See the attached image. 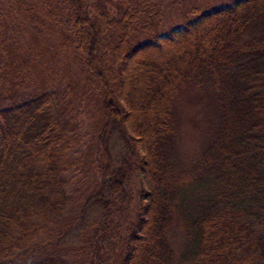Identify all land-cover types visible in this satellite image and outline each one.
Here are the masks:
<instances>
[{
	"label": "trees",
	"instance_id": "16d2710c",
	"mask_svg": "<svg viewBox=\"0 0 264 264\" xmlns=\"http://www.w3.org/2000/svg\"><path fill=\"white\" fill-rule=\"evenodd\" d=\"M154 3L0 0V264H264V0ZM194 85L219 125L185 169Z\"/></svg>",
	"mask_w": 264,
	"mask_h": 264
},
{
	"label": "rangeland",
	"instance_id": "374dc122",
	"mask_svg": "<svg viewBox=\"0 0 264 264\" xmlns=\"http://www.w3.org/2000/svg\"><path fill=\"white\" fill-rule=\"evenodd\" d=\"M159 7L163 23L162 26L176 27L181 23L182 17L192 16L191 13L198 8H215L227 6L235 0H154ZM112 12L116 16L120 15L126 8L125 2H112ZM216 93L209 86L203 89L198 85L187 88L178 100L177 115V148L175 149L176 158L180 161L183 168L187 169L191 163L199 157L204 150L213 142L219 125V115L216 106ZM92 121V120H91ZM93 121H96L95 119ZM92 122H85L84 133L89 131ZM119 135V136H118ZM120 132L116 130L112 134L109 142V149L115 162H119L124 155V147L120 141ZM81 181V180H80ZM72 188L77 187L74 181ZM135 188L138 185L134 186ZM94 217V216H93ZM264 235V230H259ZM83 228H79L68 239H76L82 242ZM78 237V240H77ZM176 249L180 252L182 241L179 236L176 240Z\"/></svg>",
	"mask_w": 264,
	"mask_h": 264
}]
</instances>
